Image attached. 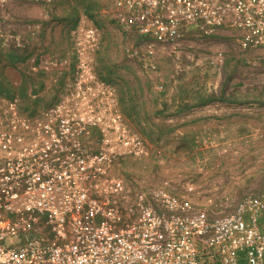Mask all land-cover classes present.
Here are the masks:
<instances>
[{
	"label": "rangeland",
	"instance_id": "374dc122",
	"mask_svg": "<svg viewBox=\"0 0 264 264\" xmlns=\"http://www.w3.org/2000/svg\"><path fill=\"white\" fill-rule=\"evenodd\" d=\"M69 85L82 86L93 113L113 117L98 196L118 212V228L136 219L143 192L171 193L212 216L264 198V48L245 47L240 31L189 29L176 44H143L113 0L0 5V125L6 103L38 116L78 98ZM102 132L92 131L100 149ZM123 134L140 142L138 153L126 152Z\"/></svg>",
	"mask_w": 264,
	"mask_h": 264
},
{
	"label": "built area",
	"instance_id": "2783aa9c",
	"mask_svg": "<svg viewBox=\"0 0 264 264\" xmlns=\"http://www.w3.org/2000/svg\"><path fill=\"white\" fill-rule=\"evenodd\" d=\"M113 2L125 31L143 44H176L189 29L211 35L229 27L241 32L245 47L264 48V0ZM87 32L97 36L93 27ZM74 87L78 98H58L38 116L22 115L17 102L2 106L0 264H264L261 197L212 216L171 193L143 192L136 219L114 225L118 212L98 196L112 160L113 117L93 113V101L84 105L82 86ZM100 126L101 149L92 133ZM135 141L123 134L126 152H139Z\"/></svg>",
	"mask_w": 264,
	"mask_h": 264
}]
</instances>
